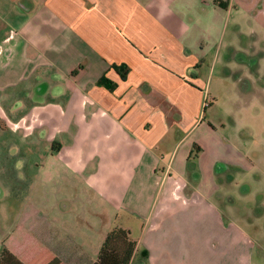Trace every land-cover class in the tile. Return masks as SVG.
I'll return each mask as SVG.
<instances>
[{"label": "crops", "instance_id": "obj_1", "mask_svg": "<svg viewBox=\"0 0 264 264\" xmlns=\"http://www.w3.org/2000/svg\"><path fill=\"white\" fill-rule=\"evenodd\" d=\"M222 104L264 112V0H0V118L33 117L21 149L50 169L8 232L65 264H93L114 228L129 264H264V193L261 218L236 214L254 163Z\"/></svg>", "mask_w": 264, "mask_h": 264}, {"label": "rangeland", "instance_id": "obj_2", "mask_svg": "<svg viewBox=\"0 0 264 264\" xmlns=\"http://www.w3.org/2000/svg\"><path fill=\"white\" fill-rule=\"evenodd\" d=\"M1 6L5 7V4L1 3ZM16 103L20 105L19 102ZM225 103L227 104V101ZM5 108L14 115V111L19 110V108H8L4 104L3 109ZM220 109L221 113L218 118L226 124L225 128L219 131L220 134L225 138H232L240 150L248 151V155L254 163V167L246 169L243 174L236 169L235 184H230V192L238 199L236 214L256 219L258 216L253 217V214L261 211L260 201L263 199L258 193L260 191L264 193V112L224 115L222 114L224 112L223 104ZM212 112L213 109H210L208 115L210 116ZM13 118L15 117L8 113L2 114L0 118V236L10 234L9 226L16 221L27 200L35 203L38 202L37 200L42 202V197L37 193L48 187L46 184H42L40 176L42 172L50 170L46 169V166L42 168L41 165L36 164L40 157V154L37 153H41L43 150L41 145H36V147L29 145L27 148L21 149L19 140L26 137V134H31L29 129L33 128V117H17L16 120ZM244 145L246 149H244ZM25 149L28 155L25 156L24 163ZM257 179H259L258 182H255ZM61 182L65 184L64 180H56L55 186L63 188ZM243 183H247V187L250 189V193L246 197H243L241 191L245 188ZM46 199L50 200L49 197ZM241 200L243 202H239ZM248 200L250 203L247 202ZM261 217L258 218H261L264 223V215ZM5 238L0 237V246Z\"/></svg>", "mask_w": 264, "mask_h": 264}, {"label": "trees", "instance_id": "obj_3", "mask_svg": "<svg viewBox=\"0 0 264 264\" xmlns=\"http://www.w3.org/2000/svg\"><path fill=\"white\" fill-rule=\"evenodd\" d=\"M124 75L126 74L123 70ZM98 84L107 85L101 78ZM136 243L128 230L114 228L105 236L93 264H129ZM0 264H65L33 235L17 224L2 241Z\"/></svg>", "mask_w": 264, "mask_h": 264}]
</instances>
